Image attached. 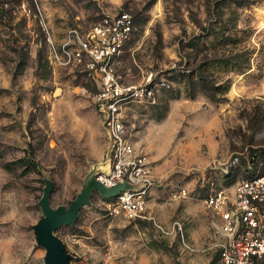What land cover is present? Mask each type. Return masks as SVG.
I'll list each match as a JSON object with an SVG mask.
<instances>
[{"label":"rangeland","instance_id":"rangeland-1","mask_svg":"<svg viewBox=\"0 0 264 264\" xmlns=\"http://www.w3.org/2000/svg\"><path fill=\"white\" fill-rule=\"evenodd\" d=\"M120 12L132 16L135 31L114 72L153 94L123 112L156 179L149 212L165 228L178 222L192 251L151 222L107 218L88 186L105 171L98 88L84 60L69 61L61 45L69 31ZM209 33L236 39L225 54L241 49L249 57L245 70L211 67L217 101L186 79L205 55L223 51ZM262 149L264 0H0V264H43L32 226L46 193L71 219L55 233L70 264H220L218 221L204 200L210 189L232 192L247 178L239 163ZM24 157L36 171L17 163Z\"/></svg>","mask_w":264,"mask_h":264},{"label":"built area","instance_id":"built-area-1","mask_svg":"<svg viewBox=\"0 0 264 264\" xmlns=\"http://www.w3.org/2000/svg\"><path fill=\"white\" fill-rule=\"evenodd\" d=\"M23 10L27 12L24 4ZM134 31L132 16L120 12L105 16L84 32L69 31L61 45V52L69 61L84 60V68L98 88L94 100L105 132L106 154L105 171L95 173L94 180L106 189L125 186L116 197L103 199L107 218L151 222L160 235L176 234L182 248L192 251L178 222L165 228L149 212V197L156 179L147 155L133 146L123 123L128 103L153 98L151 88L124 85L114 72V60ZM262 155L256 167L247 164V178L232 192L210 189L204 200L218 221L215 246L220 264H264V174L260 172L264 168V152ZM232 163H238V158ZM178 196H186V191L180 190Z\"/></svg>","mask_w":264,"mask_h":264},{"label":"trees","instance_id":"trees-1","mask_svg":"<svg viewBox=\"0 0 264 264\" xmlns=\"http://www.w3.org/2000/svg\"><path fill=\"white\" fill-rule=\"evenodd\" d=\"M208 37H214L211 41H220V49L221 53L219 54L216 52L215 55L209 57L207 55L204 56L203 61L196 66V68L192 69L189 74L186 75L187 82L191 86H196L199 89H201L205 95L211 100V101H217L219 98H217V95L221 94L219 92V87L216 85V81L211 76L210 69L212 66H222L224 69H231V70H245L247 68V62L249 60V57H246V54L243 50L239 49L237 53L234 55L225 54L226 46L230 45V42L233 43L234 38L230 35H219L218 34H212L209 33ZM198 44H193V47L197 49ZM196 56V54L194 55ZM189 97L192 99L195 97V93L192 92L189 94ZM264 150H250L248 154V158L238 165V167H241L245 173V176H248V170H247V164L251 165L252 168L256 167V164L258 163V160L262 159ZM27 161V164L25 166H31L34 171L37 170L38 164L26 157L21 158L17 161V163L22 164ZM5 167H8V165H5ZM245 177V178H246Z\"/></svg>","mask_w":264,"mask_h":264},{"label":"water","instance_id":"water-1","mask_svg":"<svg viewBox=\"0 0 264 264\" xmlns=\"http://www.w3.org/2000/svg\"><path fill=\"white\" fill-rule=\"evenodd\" d=\"M92 185L103 199L116 197L125 187L118 185L114 188L106 189L95 180H93ZM39 207L42 217L32 226V230L35 234L37 245L45 250L43 264H70L71 256L66 252L62 240L55 235L63 224L71 223L67 210L63 206L56 209L52 208L48 193L40 200Z\"/></svg>","mask_w":264,"mask_h":264},{"label":"bare ground","instance_id":"bare-ground-1","mask_svg":"<svg viewBox=\"0 0 264 264\" xmlns=\"http://www.w3.org/2000/svg\"><path fill=\"white\" fill-rule=\"evenodd\" d=\"M91 185H92V182H91V181H89V182H88V186H91Z\"/></svg>","mask_w":264,"mask_h":264}]
</instances>
